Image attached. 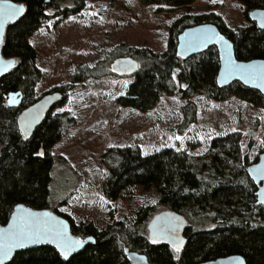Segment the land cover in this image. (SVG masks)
<instances>
[{"label": "trees", "instance_id": "obj_1", "mask_svg": "<svg viewBox=\"0 0 264 264\" xmlns=\"http://www.w3.org/2000/svg\"><path fill=\"white\" fill-rule=\"evenodd\" d=\"M25 5L23 17L6 29L2 54L15 58L17 64L0 78V225H5L14 207L23 204L35 210L51 209L50 194L53 170L65 163L52 154L53 147L66 138L75 125L69 113H49L29 139L17 128V117L33 104L36 85L42 72L36 65L37 52L31 37L52 17L60 20L78 17L85 0H9ZM156 6V12L172 15L167 32L166 51L154 54L120 45L93 65H78L74 83L114 75L106 66L119 57H131L139 63L123 95L116 98L122 108L147 113L163 95L175 91L172 71L179 69L176 82L184 85L185 98L204 96L214 101L236 97L253 107L264 109V96L238 82L228 87L216 85L219 62L214 47L181 59L176 54L177 38L183 30L201 24H214L234 46L237 60H264V31L250 23L247 15L255 7L264 8V0H239L247 25L231 29L215 13L193 14L196 0H138ZM109 66V65H108ZM23 95L18 107L6 104L8 93ZM59 91L66 94V88ZM65 97V96H64ZM64 99L61 105L65 102ZM57 107V108H58ZM193 101L181 109L176 134L182 136L195 123ZM195 144L164 147L144 153L138 146L107 149L101 156L106 170L100 192L109 202L118 200L132 188L154 190L157 206L180 214L187 222L185 248L178 254L164 244H153L147 226L154 214L153 206H144L135 214L129 229L123 222L109 217L108 225L98 229L92 221L74 223L65 218L71 233L81 239L93 237L95 243L65 261L51 247H39L17 253L8 264H128L125 249L143 254L152 264H198L229 255H240L246 264H264V208L256 205V187L247 176L252 162L241 152L239 133H228L208 141L207 148L193 153ZM42 150L44 155L38 156ZM61 202L60 205H64ZM179 259H176V256Z\"/></svg>", "mask_w": 264, "mask_h": 264}, {"label": "rangeland", "instance_id": "obj_2", "mask_svg": "<svg viewBox=\"0 0 264 264\" xmlns=\"http://www.w3.org/2000/svg\"><path fill=\"white\" fill-rule=\"evenodd\" d=\"M156 8L138 0H85V9L78 17H52L30 39L37 52L36 65L42 72L34 95L38 99L66 88L64 104L51 113H69L75 120L68 136L52 149V154L65 163H57L50 185V211L56 209L74 223L92 221L103 229L112 215L131 229L141 207L153 206V216L165 211L156 205L154 190L132 188L114 202L103 198L100 188L106 170L101 156L107 149L138 146L149 153L191 143L195 144L192 152L200 153L209 140L237 132L242 155L250 162L255 163L264 151V109L233 96L221 101L204 96L185 98L182 92L186 87L176 82L179 69L172 71L175 91L163 95L147 113L122 108L115 101L124 94L131 76L104 75L72 81L78 65L100 62L108 51L120 45L164 53L173 16L157 13ZM191 11L197 15L215 13L231 29L248 24L239 0H196ZM191 101L196 106L195 123L178 136L181 109ZM63 201L65 204L60 205Z\"/></svg>", "mask_w": 264, "mask_h": 264}, {"label": "water", "instance_id": "obj_3", "mask_svg": "<svg viewBox=\"0 0 264 264\" xmlns=\"http://www.w3.org/2000/svg\"><path fill=\"white\" fill-rule=\"evenodd\" d=\"M5 5H12L14 8L20 9V13L11 20L5 17L9 11ZM25 13V5L14 3L9 0H0V20H3V25L0 27V78L12 71L17 60L15 58H7L2 54V45L6 33V29L9 25L19 21ZM250 22L254 23L256 27L264 31V9H255L248 14ZM193 37L207 38L206 44H199L196 47H189L188 40ZM214 47L217 51L219 68L216 76V85L219 88H225L234 82H238L246 88H250L258 91L264 96V78H257L264 76V60H251L247 62L239 61L234 54V46L230 40H228L218 28L211 23L201 24L193 27L186 28L179 34L177 38L176 54L181 59H188L189 57L199 55L209 48ZM231 60L234 64L249 66L252 69V78L241 77L239 73L228 76H224V67L226 60ZM139 63L131 57H119L114 59L109 64V70L111 73L118 77L131 76L138 71ZM64 95L59 92H51L42 95L36 102L30 106L24 108L18 115L16 123L18 131L24 139H29L34 131L41 125L44 119L49 113H51L58 105L63 103ZM23 99V95L20 91L8 93L6 97V104L10 108L18 107ZM27 137V138H25ZM247 176L256 187V205L264 208V151L259 155L258 160L252 163L247 169ZM179 218L181 223L179 224L178 237L183 241L181 251L187 244V239L184 236V231L187 228L186 220L178 213L172 210H165L151 218L147 226L149 239L158 238V243H164L173 249V245L167 242L166 238L160 237L158 231L159 227L168 223L177 222L175 218ZM24 221H40V222H63L68 235L73 240L82 241L76 251L70 254L69 259L82 252L85 247L95 243L93 237H86L81 239L71 233L69 222L50 211L49 209L35 210L27 207L23 204H18L14 207L10 218L5 225H0V245L7 244V237L10 231H15L16 226ZM51 247L57 251V244L51 237L29 238L23 240V246H15L11 248V251L7 255L0 253V264H8L14 256L29 249H35L39 247ZM58 252V251H57ZM128 264H152L148 261L147 257L137 252L124 251ZM59 254V252H58ZM198 264H246L245 260L240 255H229L223 258H218L213 261L202 262Z\"/></svg>", "mask_w": 264, "mask_h": 264}, {"label": "snow or ice", "instance_id": "obj_4", "mask_svg": "<svg viewBox=\"0 0 264 264\" xmlns=\"http://www.w3.org/2000/svg\"><path fill=\"white\" fill-rule=\"evenodd\" d=\"M215 2V0H212ZM9 11L6 13L5 17L8 20L13 19L20 13V9L14 8L12 5H5ZM3 25V20H0V27ZM189 47H196L199 44H206L207 38L204 37H193L188 40ZM239 73L241 77L244 78H252V69L249 66L234 64L230 59L226 60L224 67V76L227 78L228 76ZM264 78V76L257 77ZM27 138V137H25ZM177 139H180L177 137ZM111 147V145H109ZM38 156H43V151L37 153ZM103 199V198H101ZM155 203V200L152 201ZM177 222L168 223L161 225L158 229L160 233V237L166 238L167 242L173 245L174 253H179L181 251V246L183 241H181L178 237V229L181 221L179 218H175ZM40 237H51L57 244V251L59 255L65 260H69V256L71 253L76 251L80 246H82V241L73 240L67 233L63 222H40V221H24L18 226H16L15 231H10L7 237V244L0 245V253L2 255H7L9 251H11L12 247L15 246H23V240L29 238H40ZM153 244L159 242L158 238H153L151 240ZM179 259L177 255L175 257Z\"/></svg>", "mask_w": 264, "mask_h": 264}, {"label": "flooded vegetation", "instance_id": "obj_5", "mask_svg": "<svg viewBox=\"0 0 264 264\" xmlns=\"http://www.w3.org/2000/svg\"><path fill=\"white\" fill-rule=\"evenodd\" d=\"M255 9H264V8L255 7V8H253L252 10H255ZM252 10H250V11L248 12V14H249ZM247 18H248V15H247ZM248 20H249V19H248ZM249 22H250V20H249ZM250 23H252V22H250ZM253 24H254V23H253ZM255 26H256V25H255ZM58 91H59V90H58ZM53 92H55V91H53ZM59 92H61V91H59ZM49 93H51V92H49ZM61 93L65 96V94H64L63 92H61ZM45 94H47V93H45ZM43 95H44V94H43ZM40 97H41V96H40ZM40 97H39V98H40ZM39 98H38V99H39ZM38 99H36V101H37ZM64 99H65V98H64ZM36 101H35V102H36ZM60 105H61V104H60ZM57 107H58V106H57ZM57 107H56V108H57ZM40 151H42V150H40ZM40 151H39V152H40ZM9 218H10V217H9ZM6 223H7V222H6Z\"/></svg>", "mask_w": 264, "mask_h": 264}]
</instances>
